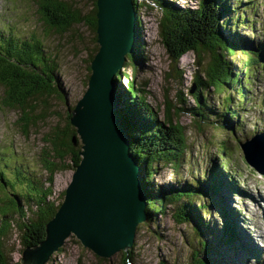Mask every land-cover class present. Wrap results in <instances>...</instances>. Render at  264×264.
<instances>
[{"label":"trees","instance_id":"trees-1","mask_svg":"<svg viewBox=\"0 0 264 264\" xmlns=\"http://www.w3.org/2000/svg\"><path fill=\"white\" fill-rule=\"evenodd\" d=\"M226 1L228 0H199L197 7L182 9L166 0H134L138 39L132 53L127 55L132 65L142 57L143 43L140 40L138 12L145 6L149 10L153 7L159 10L158 35L174 63L187 53H194L198 58L206 56L205 69L195 73L193 77V105L183 109L192 120L189 128L196 131L193 142L199 140V133L207 123L212 124L214 130H219L223 135L219 141L207 143V148L217 151L222 167L227 166L221 161L222 158L229 163L233 159L232 147L228 142L231 143V139L236 136L230 126V118L226 116L232 119L240 117L238 111H233L232 107L240 109L243 106L244 98L247 99V93L252 89L250 77L264 61V43L255 47L245 44L246 49L242 50L239 48V38L232 40L230 36L223 35L225 30L232 33L240 26H247L251 17L245 18L243 13L254 8L255 3L243 4L235 0L231 9L232 6L229 7ZM35 2L48 29L62 35L74 26L84 24L95 34V1L86 15L68 0ZM238 7H242L240 12L234 14L232 10L235 11ZM226 15L229 17L224 19ZM236 50L240 51L241 59L237 60L233 69L228 59L236 54ZM56 71L54 58L45 54L41 42L14 36L4 38L0 33V89L3 91L1 102L9 110L18 113V124L23 133H27L30 127L45 119L49 110V97L55 95L62 99ZM179 73L178 77L181 78V72ZM123 76L122 70L115 75L117 89ZM120 88L121 92L117 93L120 119L128 135L130 153L141 169L146 219L153 220L155 215L163 214L164 208L171 205L174 206V218L178 222L193 224L197 221L196 225L200 224L204 228L206 224L200 220L199 215H206L209 206H216L217 202L210 201L205 204L201 199L210 193H222L223 189L236 192L232 177L214 166L204 179L193 178L180 186H169L166 190L160 186L154 188L151 177L158 174L160 165L170 166L173 175H179L181 164L193 144L188 143V128L174 118L175 113H170L168 106L164 110L163 119H160L159 112L150 106L143 89L133 80L128 81L125 88ZM210 90L217 96L225 95L224 101L221 100L218 104L220 108H214L208 99L206 93ZM234 91L238 94L236 104L231 95ZM260 100L261 105H264V96ZM179 102L185 105L186 96L180 94ZM39 108L41 114H36ZM183 109L177 108L176 112L179 114ZM69 118L70 114H67V124L63 129L55 128L42 137L40 165L34 161L33 166L26 164L30 167L28 169L11 152L12 157H8L0 169V186L5 193L0 198V264H21L8 259L1 245L2 237L13 223H20L22 226L21 244L24 248L34 247L45 238V225L54 216L64 195L62 192L58 203L49 199L53 194L54 175L66 170L73 172L80 161V143L77 140L75 144L72 143L75 130L69 125ZM235 172L240 174L238 170ZM148 186L150 189H147ZM28 212L30 216H27ZM218 212L224 222L232 223L231 213L222 209H218ZM227 229L225 225L220 239H225V242L232 245L233 234L229 235ZM203 249H209V245H203ZM131 254V251L123 254L124 264H131ZM198 254V251L192 254L190 264H211L206 259H200Z\"/></svg>","mask_w":264,"mask_h":264},{"label":"rangeland","instance_id":"rangeland-1","mask_svg":"<svg viewBox=\"0 0 264 264\" xmlns=\"http://www.w3.org/2000/svg\"><path fill=\"white\" fill-rule=\"evenodd\" d=\"M68 1L75 4L86 15L92 9L95 0ZM166 1L182 9L195 8L199 2V0ZM239 1L243 4L255 3L254 8L243 13L245 18L251 17V20L247 26L237 28L236 32L231 33L230 30H225L223 35L230 36L232 40L239 38L241 42L239 48L245 50V44L255 47L259 43H264V0ZM226 2L233 9L235 0ZM145 5L148 3L145 2ZM241 8H235L232 12L239 13ZM138 13L143 54L135 65L126 58L121 69L124 74L123 79L119 81L118 89L116 86L117 93L120 87L125 88L128 81L133 80L143 89L150 106L159 112L160 119H163L167 106L170 113H175L174 118L188 128V143H193L191 151L181 164L179 175H173L170 166L160 165L158 174L151 177L152 186L154 188L160 186L166 190L169 186L177 187L192 181L193 178L204 179L203 177L208 176L216 166L221 172L228 173L232 177L237 191L230 192L223 189L224 192L217 195L210 193L205 198H200L205 204L210 201L217 202L216 206H209L206 215L200 213V220L206 224L204 228L200 227V224L196 225L197 221L193 224L178 222L174 218V206H166L163 214L155 215L153 220H146L138 227L131 249L130 263L190 264L192 254L198 251L199 258L206 259L211 264H264V176L257 174L246 164L239 147L240 144L264 132V106L259 104L260 98L264 96V61L250 77L252 89L247 93V99L244 98L243 106L240 109L232 107L233 111H238L240 117L232 119L226 116L230 118V126L236 136L231 139V143L228 142V145L232 147L233 159L229 163L227 159L222 158L221 161L225 163V166L227 164L226 167H222L217 151L207 148V143L219 141L223 135L219 130H214L212 124L207 123L199 133V140L193 142L196 131L189 128L192 120L183 109L193 105L191 99L193 92H190L193 87V77L195 73L205 69L206 56L198 58L194 53H187L174 63L158 35L159 10L156 7L149 10L144 6ZM226 17L229 15H226L224 19ZM0 33L4 38L14 36L38 40L45 54L54 58L57 65L56 81L62 99L55 95L49 97L47 99L49 110L45 119L39 121L34 127H30L27 133H23L18 124V113L2 104L3 91L0 89V169L4 161L12 157L11 152L14 158L24 163L22 166L30 169L26 164L33 166L32 162L35 161L37 165H40L42 137L55 128L63 129L66 126L67 114H70L86 90L90 76V62L98 50V45L94 41L96 34L84 24L76 25L62 35L48 29L41 19L35 0H0ZM236 51V54L229 56L228 59L233 69L237 60L241 59L240 51ZM179 72H181V78L178 77ZM210 91L206 93L208 99L211 100L214 108H220L218 104L224 101L225 95L217 96L212 90ZM233 93H231L232 100L236 104L238 94L236 91ZM180 94L186 96L185 105L179 102ZM177 108H182L183 111L178 114ZM40 111L39 108L36 114H41ZM237 170L240 174L235 172ZM71 175V170L55 173L50 200L60 202L61 193L68 185ZM147 189H150V186ZM3 194L5 193L0 186V198ZM218 209L231 213L233 220L231 224L222 220ZM27 214L30 216L29 212ZM233 218L236 219L235 223ZM20 225V223H13L1 240L3 252L14 262H20L25 249L21 244L23 230ZM225 225L228 227L229 235L234 227L237 228V236H239L237 244L240 242L243 246L251 244L254 248L237 250L238 247L235 244L230 245L225 242V239L222 241L221 231ZM260 229L262 234L259 232ZM205 244L209 245V249H203ZM62 246L61 250L57 251L56 255H52L46 264H124V252L114 254L108 262L99 261L88 250H84L73 236L68 237Z\"/></svg>","mask_w":264,"mask_h":264},{"label":"water","instance_id":"water-1","mask_svg":"<svg viewBox=\"0 0 264 264\" xmlns=\"http://www.w3.org/2000/svg\"><path fill=\"white\" fill-rule=\"evenodd\" d=\"M95 6L98 50L86 90L69 118L80 161L45 225V238L23 250L21 264H46L70 236L94 258L108 262L118 252L131 251L138 227L147 220L142 173L121 124L115 81L138 39L134 0H95ZM240 149L246 164L264 176V132Z\"/></svg>","mask_w":264,"mask_h":264},{"label":"bare ground","instance_id":"bare-ground-1","mask_svg":"<svg viewBox=\"0 0 264 264\" xmlns=\"http://www.w3.org/2000/svg\"><path fill=\"white\" fill-rule=\"evenodd\" d=\"M236 230H237V228H236ZM259 232H260V234H262V230L261 229L259 230ZM237 234H238V231H237ZM244 246H245V248H248L249 247V245H244ZM250 247L252 248L253 246L250 244Z\"/></svg>","mask_w":264,"mask_h":264}]
</instances>
